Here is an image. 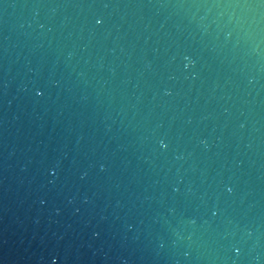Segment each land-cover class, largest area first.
I'll list each match as a JSON object with an SVG mask.
<instances>
[{
    "label": "water",
    "instance_id": "obj_1",
    "mask_svg": "<svg viewBox=\"0 0 264 264\" xmlns=\"http://www.w3.org/2000/svg\"><path fill=\"white\" fill-rule=\"evenodd\" d=\"M0 264H264V0H0Z\"/></svg>",
    "mask_w": 264,
    "mask_h": 264
}]
</instances>
